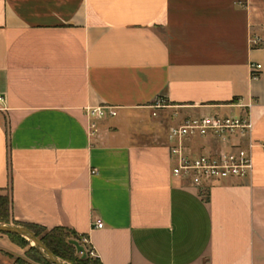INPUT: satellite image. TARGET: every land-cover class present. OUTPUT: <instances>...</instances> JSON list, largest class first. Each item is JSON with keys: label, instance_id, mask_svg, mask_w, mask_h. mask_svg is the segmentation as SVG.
<instances>
[{"label": "crops", "instance_id": "obj_1", "mask_svg": "<svg viewBox=\"0 0 264 264\" xmlns=\"http://www.w3.org/2000/svg\"><path fill=\"white\" fill-rule=\"evenodd\" d=\"M0 95L16 222L85 236L102 264H264V149L249 179L196 189L169 141L188 117L251 105L264 143V0H0ZM100 107L117 116L92 136ZM2 236L0 264H17Z\"/></svg>", "mask_w": 264, "mask_h": 264}, {"label": "built area", "instance_id": "obj_2", "mask_svg": "<svg viewBox=\"0 0 264 264\" xmlns=\"http://www.w3.org/2000/svg\"><path fill=\"white\" fill-rule=\"evenodd\" d=\"M256 71L262 69L257 65ZM0 95V104H3ZM253 106L248 105L246 112L239 116L222 117L207 115L188 117L181 124L169 130L171 161L174 166V178L184 181L196 189L209 187L212 184L232 180H247L254 170L253 151L257 147L264 149V143L254 138V124L251 117ZM164 108L163 103H157L154 109ZM90 119V131L94 136L98 129V121L115 118L117 110L112 107L87 109ZM198 139H209L214 148L197 153L188 143ZM94 227L102 229L103 221L94 220ZM81 242L89 247L88 253L93 255L89 239L80 236Z\"/></svg>", "mask_w": 264, "mask_h": 264}, {"label": "trees", "instance_id": "obj_3", "mask_svg": "<svg viewBox=\"0 0 264 264\" xmlns=\"http://www.w3.org/2000/svg\"><path fill=\"white\" fill-rule=\"evenodd\" d=\"M0 224L25 227L32 231L38 239L51 251L57 258L67 261L71 264H102L99 259H93L88 253L89 247L85 246L80 239V236L63 228L57 227L51 231L38 225H24L14 220L12 215V200L9 195L0 197ZM10 241L19 248H25L30 243L23 237L18 235H5ZM77 239L85 248L87 258L82 260V257L77 256L76 249L69 244L70 240ZM35 254L32 257L35 262L41 264H52L45 260L36 247L30 249Z\"/></svg>", "mask_w": 264, "mask_h": 264}, {"label": "water", "instance_id": "obj_4", "mask_svg": "<svg viewBox=\"0 0 264 264\" xmlns=\"http://www.w3.org/2000/svg\"><path fill=\"white\" fill-rule=\"evenodd\" d=\"M0 235L21 236L32 242L34 244V247L38 249L45 260L49 261L52 264H65L60 262L59 258H57L51 251H49L48 248L40 241V239L36 237V235L32 231L25 227L0 224ZM69 244L76 249L78 255H81L82 260H85L87 258L85 248L77 239L70 240Z\"/></svg>", "mask_w": 264, "mask_h": 264}, {"label": "rangeland", "instance_id": "obj_5", "mask_svg": "<svg viewBox=\"0 0 264 264\" xmlns=\"http://www.w3.org/2000/svg\"><path fill=\"white\" fill-rule=\"evenodd\" d=\"M8 194H0V197H6ZM1 236V235H0ZM2 237H5V236H2ZM27 240V239H26ZM28 241V240H27ZM29 243H30V245H28V246H26L25 248H19V247H17V249H18V251H20V254H19V256L15 259V258H13L14 260H15V262L17 263V264H41V263H38V262H35L34 260H33V258L32 257H35V254L33 253V252H31L30 251V249L32 248V247H34V244L32 243V242H30V241H28ZM77 256H79V257H81V255H78L77 254ZM93 259H95V257L94 256H91ZM60 260V262H62V263H65V264H71V263H69V262H67V261H64V260H62V259H59Z\"/></svg>", "mask_w": 264, "mask_h": 264}]
</instances>
